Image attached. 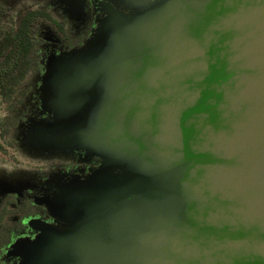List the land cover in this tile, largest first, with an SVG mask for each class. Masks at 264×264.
<instances>
[{"label":"water","instance_id":"95a60500","mask_svg":"<svg viewBox=\"0 0 264 264\" xmlns=\"http://www.w3.org/2000/svg\"><path fill=\"white\" fill-rule=\"evenodd\" d=\"M169 5L197 19L165 39L126 40L138 65L115 97L113 127L145 160L168 153L179 167L162 200L129 198L112 216L122 227L146 220L137 239L108 235L105 255L79 240L53 252L69 257L62 264H264V0Z\"/></svg>","mask_w":264,"mask_h":264},{"label":"rangeland","instance_id":"374dc122","mask_svg":"<svg viewBox=\"0 0 264 264\" xmlns=\"http://www.w3.org/2000/svg\"><path fill=\"white\" fill-rule=\"evenodd\" d=\"M7 1L14 4L5 6L0 16V46L4 45L0 62L10 51L7 36L11 38L40 0ZM45 1L57 9L52 14L59 12L74 21L86 38L69 49L46 50L40 71L18 80L15 93L22 104L10 108L0 99V121L5 117L8 121L0 125V212L5 205L6 210H15L9 202L17 200L23 205L18 215L36 210L29 201L39 208L34 219L19 222L17 228L24 226V232L12 234L0 250V264H42L52 259L62 264L60 260L67 262L69 257L53 252L73 249L79 240L94 255L99 248L105 255L100 246L106 236L117 233L137 239L146 220L122 227L112 216L131 201H146V195L162 200V186L171 184L179 167L168 153L145 160L144 146L114 130V101L125 89L126 73L138 65L129 56L126 40L142 34L165 39L169 27L194 21L195 14H177L171 0ZM29 90L36 103L27 112L32 103ZM35 161L46 165L40 169L44 173L57 161L65 162L69 170L48 172L49 179L34 185L30 180L37 178Z\"/></svg>","mask_w":264,"mask_h":264},{"label":"flooded vegetation","instance_id":"af4514ba","mask_svg":"<svg viewBox=\"0 0 264 264\" xmlns=\"http://www.w3.org/2000/svg\"><path fill=\"white\" fill-rule=\"evenodd\" d=\"M21 1H18V2H21ZM11 4H14V3L8 2L7 0H3L0 2V16L5 14V12H6L5 6H11ZM51 9H54V8H52L47 3V1L40 0L38 3V7L31 8L29 10V12H27V14L30 12H37V13L39 12V13H43L44 16L48 15L49 17L45 18L46 20L45 19L42 20V23H41L40 28H39V32L36 33V35H33L30 37L32 42H33V45H32L33 59L30 61L29 67L26 68V70L24 72L25 75L26 74L32 75V74L40 71V69L42 68V58H43V55L47 49H49V48H52V49L53 48L54 49H69V48L75 46L76 44L84 41L86 38V35H85L86 32L77 31L76 23H74V21H70V20L66 19V17L61 15L59 12L56 14H52L53 12H56L57 9H54V11H51ZM17 30L18 29H16V31ZM11 38H14V33L11 34ZM30 85H32V84H30ZM15 94H16V96L13 95L11 99L9 98L7 100H4V99H2V95L0 93V99L3 103L4 102L8 103V106H10V108L12 106H14L15 104H22V102L17 99V96H18L17 93H15ZM28 94H30L29 98L32 101V103H30V106H28L29 109L27 111V112H30L31 104H33V102L36 103V100H35L36 95L34 94V92H30V90H29ZM24 113H26V112L21 113L22 116L24 115ZM5 122H6V124L8 122V121H6V117L0 121V125L1 124H2V126L5 125ZM33 164L36 167V168H34V170L36 171L37 178L31 179L30 183L33 182L32 184H34V185H40V183H43L47 178L49 179L48 172H51V174H54L56 172L61 173V172H67V170H69L63 166V165H65V162H61V161H57V162L48 164L49 169L47 170V173H44L42 170H40L41 168L46 167V165L42 164L41 162H37V161H35V163H33ZM29 203H30V205H33V207L36 208V210L34 209V212L31 214L25 213V214L18 215V211H19L18 209L19 208L21 209V207H23V205H21V203H20V200H17L16 203L9 202V206L12 205V207H15L14 208L15 210H13L12 208L10 210H6L7 209L6 205L4 207H2V210L4 209L5 213H7V215H5V219L11 220V222L14 224L12 234H15V233L21 234L24 232V229H23L24 226H22L21 229L17 228L19 226L18 224L20 221L22 222L23 219L29 218V217H32L33 219L35 218L34 217L36 215L35 212L38 211L39 208L35 203L33 204L30 201H29ZM22 212H26V211L22 210ZM24 225H26V224L24 223ZM29 227H30V225H29ZM32 227H34L35 229L38 228L35 225H33Z\"/></svg>","mask_w":264,"mask_h":264},{"label":"trees","instance_id":"16d2710c","mask_svg":"<svg viewBox=\"0 0 264 264\" xmlns=\"http://www.w3.org/2000/svg\"><path fill=\"white\" fill-rule=\"evenodd\" d=\"M48 17V15L44 16L43 13L30 12L23 17L22 23L14 33V38L7 37L12 43L7 45V47H10V51L5 56V60L0 62V93L2 99L11 98L15 93L19 78L25 76L24 72L33 59V42L30 37L39 32L42 20ZM3 47L4 45L0 46V50ZM17 70L19 71L17 72ZM5 215H7L5 210H1L0 250L9 243L14 228V224L11 220L5 219Z\"/></svg>","mask_w":264,"mask_h":264}]
</instances>
